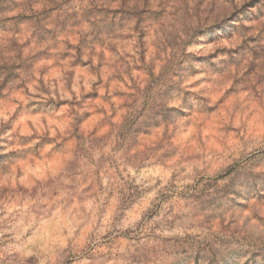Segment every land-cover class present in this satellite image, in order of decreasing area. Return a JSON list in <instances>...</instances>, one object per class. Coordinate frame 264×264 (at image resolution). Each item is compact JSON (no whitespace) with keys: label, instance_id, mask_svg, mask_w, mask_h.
<instances>
[{"label":"clouds","instance_id":"clouds-1","mask_svg":"<svg viewBox=\"0 0 264 264\" xmlns=\"http://www.w3.org/2000/svg\"><path fill=\"white\" fill-rule=\"evenodd\" d=\"M0 264H264V0H0Z\"/></svg>","mask_w":264,"mask_h":264}]
</instances>
